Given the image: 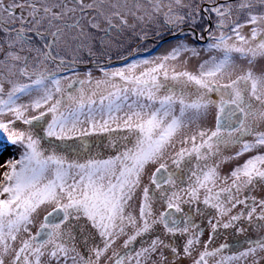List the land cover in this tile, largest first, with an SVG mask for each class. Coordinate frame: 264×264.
Listing matches in <instances>:
<instances>
[{
  "label": "snow or ice",
  "instance_id": "6c2138e0",
  "mask_svg": "<svg viewBox=\"0 0 264 264\" xmlns=\"http://www.w3.org/2000/svg\"><path fill=\"white\" fill-rule=\"evenodd\" d=\"M262 59L264 0H0V264H264Z\"/></svg>",
  "mask_w": 264,
  "mask_h": 264
},
{
  "label": "rangeland",
  "instance_id": "374dc122",
  "mask_svg": "<svg viewBox=\"0 0 264 264\" xmlns=\"http://www.w3.org/2000/svg\"><path fill=\"white\" fill-rule=\"evenodd\" d=\"M130 23L131 18H130ZM103 26V25H102ZM139 30V29H138ZM157 29L156 28H152L149 31V39L147 41V43L143 44V48H148L150 45H152L153 43V35L155 33ZM160 31H164L163 28L159 29ZM94 35L96 37L102 36L103 33L102 32H98V33H94ZM205 36V38L207 37V33L203 34ZM117 37V34L115 32V30L112 31L111 33V38L115 39ZM120 41H123V47L122 48H116L113 47L110 50V55H111V62L113 61H119L117 62L116 65H111V67H119L122 66V64L124 63L122 60L119 59L120 56H127L129 54V52H131L133 49H135L137 47V44L141 43L136 37H133L131 35V32L126 31L124 35L119 37ZM188 42L192 43V37L189 36L188 37ZM175 43V40H173L170 36H165L163 39V42L159 44V47H157L153 54H162L163 52H165L166 50H168L170 48L171 45H173ZM95 52H96V59H98L99 62L101 63H105L108 60V56L107 55H101L100 54V48H99V43L97 41V45L95 48ZM141 54H146L143 53V49H141ZM202 56L204 58H206V54L202 53ZM94 57H90L88 55V53L85 51L82 54V59L80 62V67H79V71L81 74H83V72L87 71L89 68H93V65L91 63L92 59ZM195 63V61L193 62ZM53 69L55 68L54 65L50 66ZM256 69L257 71L264 69V59L259 60L258 63L256 64ZM93 74L94 75H99V73L93 68ZM65 83H67V81H65ZM237 149H233L232 151H235ZM7 158V154H5L4 157H0V161H2L3 159ZM235 161L230 162L226 165L223 166V172L226 174L232 167L235 166ZM258 198L260 197H264V189H257L254 193ZM206 224V222H205ZM238 226H241L243 228L246 229V231L242 232V233H237L235 232L234 229H219L218 231L221 232V234L219 233V235L215 238L214 242L212 243V247H217L218 245H220L221 243H224L225 241L229 242L232 247L225 249L224 250V255H230L233 251H237L239 249H242L243 247H245V240L246 238H251V239H256L259 235V233L254 230V229H250L249 225L244 222L239 224ZM208 235H209V230L206 229L204 232V235L202 237V242L204 240L208 239ZM239 241V244H236L235 242ZM185 264H190V261H185Z\"/></svg>",
  "mask_w": 264,
  "mask_h": 264
},
{
  "label": "water",
  "instance_id": "95a60500",
  "mask_svg": "<svg viewBox=\"0 0 264 264\" xmlns=\"http://www.w3.org/2000/svg\"><path fill=\"white\" fill-rule=\"evenodd\" d=\"M118 61H113V62H111V65H114V64H116Z\"/></svg>",
  "mask_w": 264,
  "mask_h": 264
},
{
  "label": "bare ground",
  "instance_id": "6f19581e",
  "mask_svg": "<svg viewBox=\"0 0 264 264\" xmlns=\"http://www.w3.org/2000/svg\"><path fill=\"white\" fill-rule=\"evenodd\" d=\"M119 62V61H118ZM117 64V63H116ZM116 64H114V65H116ZM111 66V65H110Z\"/></svg>",
  "mask_w": 264,
  "mask_h": 264
},
{
  "label": "trees",
  "instance_id": "16d2710c",
  "mask_svg": "<svg viewBox=\"0 0 264 264\" xmlns=\"http://www.w3.org/2000/svg\"><path fill=\"white\" fill-rule=\"evenodd\" d=\"M221 234V232H219Z\"/></svg>",
  "mask_w": 264,
  "mask_h": 264
}]
</instances>
